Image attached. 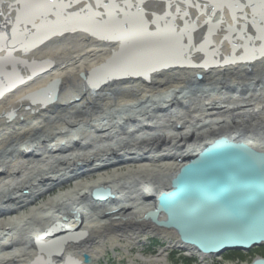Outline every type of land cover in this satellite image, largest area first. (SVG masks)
<instances>
[{
    "label": "bare ground",
    "instance_id": "bare-ground-1",
    "mask_svg": "<svg viewBox=\"0 0 264 264\" xmlns=\"http://www.w3.org/2000/svg\"><path fill=\"white\" fill-rule=\"evenodd\" d=\"M240 3L0 0V264H94L141 237L173 240L143 264L264 259L184 245L158 207L222 142L264 153V8Z\"/></svg>",
    "mask_w": 264,
    "mask_h": 264
},
{
    "label": "water",
    "instance_id": "water-1",
    "mask_svg": "<svg viewBox=\"0 0 264 264\" xmlns=\"http://www.w3.org/2000/svg\"><path fill=\"white\" fill-rule=\"evenodd\" d=\"M221 145L223 149L210 150L196 167L177 174L175 190L158 201L168 214V228L202 253L243 251L264 242V153L243 143ZM253 264H264V259Z\"/></svg>",
    "mask_w": 264,
    "mask_h": 264
},
{
    "label": "rangeland",
    "instance_id": "rangeland-1",
    "mask_svg": "<svg viewBox=\"0 0 264 264\" xmlns=\"http://www.w3.org/2000/svg\"><path fill=\"white\" fill-rule=\"evenodd\" d=\"M248 120H245V123ZM125 168V167H124ZM127 169L130 167H126ZM107 171V170H106ZM72 185V184H71ZM70 187V183L69 184H65V186H63V190L62 191H66ZM60 191L59 189H53L50 192H45L42 196L37 197L35 200V205L38 206L40 204H42V202L46 201L49 198H53L54 195L58 194ZM51 195V196H50ZM149 237H141L139 238L138 241H136L133 245L132 244H127V242L124 241H120L118 244L114 245L111 249V247H106L105 249H102V253L101 256H99L97 259H94L95 263L94 264H143L144 262L140 260V258H138L139 256H137L138 254L143 253L145 256H156V254L158 255L159 253H157V249L161 248L162 245H165L166 247L168 246V244L166 243H173V240L171 238H167V239H162L161 241H158L157 245H151L150 241L152 238ZM148 239V240H146ZM108 243H105V245H107ZM150 244V246L148 245ZM127 245V246H126ZM151 247V248H148ZM169 249V248H168ZM180 251V250H179ZM178 254H174L173 255V259L170 258V255H172V252L170 249L169 250H164L162 251V254L165 255V259L167 260L166 263L164 264H184L185 262H187V259L192 260L194 257L193 255H185L183 253H179ZM250 252V254L253 256H257L258 251L257 250H249L246 254H248ZM182 254V255H181ZM221 256L223 259H228V257H226V255L221 254V255H217V256H213L211 257L209 260H211L209 263H224L227 264L226 262H224L223 260L221 261ZM230 259H242L245 258L243 256V254H240L238 252H234V254L232 256H229ZM92 263V262H91ZM162 264V263H159ZM186 264H194V262L192 261H188ZM235 264V263H232Z\"/></svg>",
    "mask_w": 264,
    "mask_h": 264
},
{
    "label": "snow or ice",
    "instance_id": "snow-or-ice-1",
    "mask_svg": "<svg viewBox=\"0 0 264 264\" xmlns=\"http://www.w3.org/2000/svg\"><path fill=\"white\" fill-rule=\"evenodd\" d=\"M26 7L35 6L37 3V0H23ZM155 3H160L161 0H154ZM213 2L220 4V3H226L229 7H238L243 8L245 5L240 3V0H213ZM47 3L52 4L53 0H47ZM254 3H259V5L264 8V0H247V4L250 6ZM261 19L264 20V14L261 15ZM258 31H261V29L258 28Z\"/></svg>",
    "mask_w": 264,
    "mask_h": 264
},
{
    "label": "trees",
    "instance_id": "trees-1",
    "mask_svg": "<svg viewBox=\"0 0 264 264\" xmlns=\"http://www.w3.org/2000/svg\"><path fill=\"white\" fill-rule=\"evenodd\" d=\"M261 254H264V249H262Z\"/></svg>",
    "mask_w": 264,
    "mask_h": 264
}]
</instances>
